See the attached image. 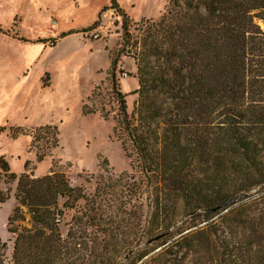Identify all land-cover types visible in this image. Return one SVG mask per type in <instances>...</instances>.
Listing matches in <instances>:
<instances>
[{"label": "trees", "instance_id": "obj_1", "mask_svg": "<svg viewBox=\"0 0 264 264\" xmlns=\"http://www.w3.org/2000/svg\"><path fill=\"white\" fill-rule=\"evenodd\" d=\"M166 1L162 21H147L136 40L117 1L105 7L122 18L124 46L137 63L129 113L115 76L119 59L111 62L114 133L130 173L115 176L104 161L87 194L62 171L18 177L0 159L17 181L12 264H264V31L256 22L264 0ZM99 96L93 92L82 112L108 119ZM31 134L47 151L58 147L55 127ZM253 190L254 200L210 212ZM6 199L0 190V203ZM226 210L223 219L233 221H209ZM26 215L30 228L22 226ZM7 252L0 238V264Z\"/></svg>", "mask_w": 264, "mask_h": 264}, {"label": "rangeland", "instance_id": "obj_2", "mask_svg": "<svg viewBox=\"0 0 264 264\" xmlns=\"http://www.w3.org/2000/svg\"><path fill=\"white\" fill-rule=\"evenodd\" d=\"M110 1L0 0V159L10 174L42 177L52 170L62 171L73 187L92 194L97 177L104 173V161L115 176L131 172L114 133L118 105L112 92L111 62L119 59L115 76L129 113L138 98L134 94L138 70L134 54L124 46L122 18L115 10H105ZM116 1L130 19L135 40L147 21L161 22L169 7L166 0ZM256 22L264 31V20ZM93 92L101 95L99 106L106 107L108 119L100 111L83 114V106L92 104ZM45 126L58 130V147L48 151L42 142L33 143L31 134ZM44 151L48 155L39 161L38 153ZM0 177V190L7 195L0 203V238L8 245L6 264H12L14 236L8 221L18 205L17 181L8 180L1 168ZM257 193L251 191L246 202ZM227 214L226 210L209 221H233L223 219ZM72 215L69 212L61 225L64 236ZM29 221L26 215L22 226L30 228Z\"/></svg>", "mask_w": 264, "mask_h": 264}, {"label": "water", "instance_id": "obj_3", "mask_svg": "<svg viewBox=\"0 0 264 264\" xmlns=\"http://www.w3.org/2000/svg\"><path fill=\"white\" fill-rule=\"evenodd\" d=\"M247 196L248 195H243V196H241V197H239L237 199L222 203V204L218 205L217 207L213 208L212 210H210V212H216V211H218L220 209H223V208L235 206V205L239 204V202L243 201ZM160 238L161 237L151 239V240L147 241L144 245L145 246L150 245V244L154 243L155 241H157Z\"/></svg>", "mask_w": 264, "mask_h": 264}]
</instances>
